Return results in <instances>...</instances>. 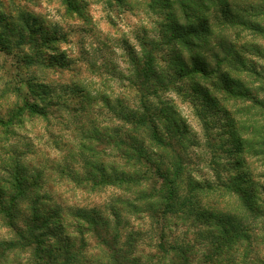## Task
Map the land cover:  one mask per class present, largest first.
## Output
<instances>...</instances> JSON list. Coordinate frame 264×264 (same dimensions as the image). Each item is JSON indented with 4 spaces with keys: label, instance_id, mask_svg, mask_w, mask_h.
Instances as JSON below:
<instances>
[{
    "label": "clouds",
    "instance_id": "9594fccd",
    "mask_svg": "<svg viewBox=\"0 0 264 264\" xmlns=\"http://www.w3.org/2000/svg\"><path fill=\"white\" fill-rule=\"evenodd\" d=\"M226 7L260 31L179 0H0V264H264V0Z\"/></svg>",
    "mask_w": 264,
    "mask_h": 264
},
{
    "label": "trees",
    "instance_id": "16d2710c",
    "mask_svg": "<svg viewBox=\"0 0 264 264\" xmlns=\"http://www.w3.org/2000/svg\"><path fill=\"white\" fill-rule=\"evenodd\" d=\"M181 9L185 12V16L187 17V14L192 9H196L199 12H207L211 13V20L214 23V25L220 29H226L228 27L236 28V27H244L246 29H249L251 31H260L259 29L255 28L254 26L250 24H242L239 20H237L236 17L230 16L228 9L226 7L227 0H179ZM191 4V8H189L188 4ZM210 35V33H207ZM205 33H193L192 37L196 40H200ZM177 39L183 43L186 47L189 49L192 48V45L188 44V37L186 36H179ZM223 39H226V37H222L217 40L216 47L220 49L221 52L224 53L225 60H221L219 56H216L215 59L217 61V64H223L226 62V60L231 57L233 59L234 63H238L239 61L235 59L234 53L235 49L232 46H225V44L222 42ZM202 51V50H201ZM191 69L190 71L186 69V72L192 73V75L201 76L202 80L204 81L205 85L215 92H222L225 93V96L228 97H234L235 93L231 91V89L228 87V77L226 75L221 74V72L217 69L212 72H206L204 71L195 60H190ZM151 69V64H146L144 68V76L147 77ZM214 77V78H213ZM211 81L212 85L206 84L207 82ZM204 98L208 100L207 94L202 93ZM240 98H247V97H240ZM249 99H252V97H248ZM209 103H211V100H208ZM260 108L264 109V104L259 105ZM142 125H149L150 121L146 118L143 121H140ZM154 133V130H153ZM153 138L155 139V133L153 135ZM160 141L157 139V143ZM120 146L125 148L127 150V155L125 156V159L129 162H135V164L142 165L149 173H152L154 176L158 177L160 180L165 182V186H167V180L166 175L163 174L158 167L153 165L149 160L145 159L144 153L136 146L135 140H131L130 143H125V141L121 140L119 141ZM134 153V155H132ZM101 171V170H98ZM102 174V173H101ZM121 183H130L125 178H121ZM17 187H19V183L17 182Z\"/></svg>",
    "mask_w": 264,
    "mask_h": 264
},
{
    "label": "rangeland",
    "instance_id": "374dc122",
    "mask_svg": "<svg viewBox=\"0 0 264 264\" xmlns=\"http://www.w3.org/2000/svg\"><path fill=\"white\" fill-rule=\"evenodd\" d=\"M188 75H189V76H194V75H192V73H188ZM196 76H198V75H196ZM198 77H199L200 79H202L201 76H198ZM213 78H214V77H213ZM206 84H208L209 86L212 85L210 80H209V82H207ZM224 95H225V93H224ZM241 99H243V98H241ZM245 99H249V98L247 97V98H245ZM244 115H249V113H244Z\"/></svg>",
    "mask_w": 264,
    "mask_h": 264
}]
</instances>
